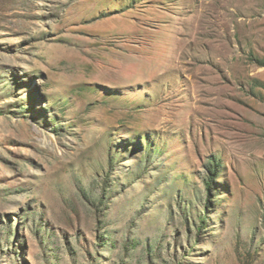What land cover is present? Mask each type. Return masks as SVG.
I'll use <instances>...</instances> for the list:
<instances>
[{"label":"rangeland","instance_id":"1","mask_svg":"<svg viewBox=\"0 0 264 264\" xmlns=\"http://www.w3.org/2000/svg\"><path fill=\"white\" fill-rule=\"evenodd\" d=\"M261 64L264 0H0V264H264Z\"/></svg>","mask_w":264,"mask_h":264},{"label":"trees","instance_id":"2","mask_svg":"<svg viewBox=\"0 0 264 264\" xmlns=\"http://www.w3.org/2000/svg\"><path fill=\"white\" fill-rule=\"evenodd\" d=\"M262 67H264V64H261ZM216 169V164L213 166V169H210V172H212V170L215 172ZM212 173V175H214L215 173ZM211 182H212V178H210L207 182H206V186H207V190L209 189V187H211Z\"/></svg>","mask_w":264,"mask_h":264}]
</instances>
